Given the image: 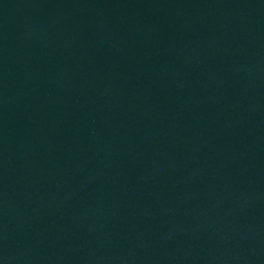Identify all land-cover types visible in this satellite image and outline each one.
<instances>
[{
    "label": "water",
    "instance_id": "95a60500",
    "mask_svg": "<svg viewBox=\"0 0 264 264\" xmlns=\"http://www.w3.org/2000/svg\"><path fill=\"white\" fill-rule=\"evenodd\" d=\"M0 264H264V0H0Z\"/></svg>",
    "mask_w": 264,
    "mask_h": 264
}]
</instances>
